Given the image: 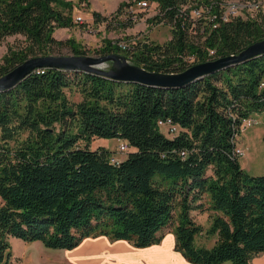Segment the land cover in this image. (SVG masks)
I'll return each mask as SVG.
<instances>
[{
    "label": "trees",
    "instance_id": "obj_1",
    "mask_svg": "<svg viewBox=\"0 0 264 264\" xmlns=\"http://www.w3.org/2000/svg\"><path fill=\"white\" fill-rule=\"evenodd\" d=\"M81 1L0 0V43L7 35L23 37L2 55L0 75L63 45L84 54L74 38L53 34L77 23L73 10ZM153 1L159 8L153 17L164 19L187 0ZM132 3L120 2L114 15ZM130 15L118 23L132 25ZM90 16L109 18L96 10ZM171 32L164 43L144 36L124 49L107 39L97 50L123 49L146 69L176 72L187 67L186 53L202 59L214 48L222 56L264 38V20L235 17L199 42L184 29ZM72 87L80 100L67 96ZM262 110L264 53L178 88L35 68L0 91V264H15L10 237L72 250L103 234L146 248L160 242L165 227L189 263L249 264L264 252V173L242 168L235 137L242 119ZM166 117L177 124L175 134L161 130L158 119ZM94 137H119L131 149L115 163L105 146H89ZM204 197L214 210L205 230L216 235L211 246L195 241L203 228L190 214Z\"/></svg>",
    "mask_w": 264,
    "mask_h": 264
},
{
    "label": "rangeland",
    "instance_id": "obj_2",
    "mask_svg": "<svg viewBox=\"0 0 264 264\" xmlns=\"http://www.w3.org/2000/svg\"><path fill=\"white\" fill-rule=\"evenodd\" d=\"M115 10L107 14L108 20L95 22L91 19L88 7L84 3H79L74 8L73 14L75 16L80 15L81 20L70 27H57L53 34L61 39L74 38L76 46L79 45L84 49V54L90 55L103 54L97 48L102 45L103 40L107 39H111L115 44H120L147 36L153 42L164 43L172 36L170 25L164 20L153 17L159 12L156 2H151L146 8L135 6L134 10L138 17L129 26H122L118 23L124 17L120 14L114 15ZM22 38L21 34L5 36L0 43V60L7 47L10 44L20 43ZM194 40L199 41V39ZM58 50L55 54L73 53L69 45H63ZM117 52L124 54L123 49ZM128 60L130 59L128 58ZM65 91L71 100L78 101L82 97L74 87L66 88ZM246 121L250 123L246 124L245 128L235 137L236 146L244 150V153L239 155L238 160L246 172L250 174L264 173V110L251 113ZM160 127L163 132H166L164 125ZM25 135L26 131L21 132L20 138ZM122 141L125 140L119 137H94L89 140L88 144L92 148L103 145L111 150L112 155L123 158L131 147L120 150L119 143ZM84 142V139L78 140L79 144H84ZM202 204V207L190 210L193 219L203 228L200 233L196 234L195 241L211 246L216 240V235H209L205 230L210 224L214 210L210 208L207 197L203 198ZM170 230V227L163 228L164 236L168 234V237L160 244L145 249L135 248L136 246L134 247L128 241L130 248L124 247L123 252L114 244L115 240L106 235L103 237V234L89 236V239L72 250L47 247L38 240L25 241L17 237H10V243L15 264H175L176 258L174 259V257L179 252L174 249V234ZM110 252L113 254H109ZM106 253L108 256L105 255ZM147 253L148 256L145 255ZM252 260L249 264H253Z\"/></svg>",
    "mask_w": 264,
    "mask_h": 264
},
{
    "label": "water",
    "instance_id": "obj_3",
    "mask_svg": "<svg viewBox=\"0 0 264 264\" xmlns=\"http://www.w3.org/2000/svg\"><path fill=\"white\" fill-rule=\"evenodd\" d=\"M264 53V38L249 43L234 54L218 56L187 66L180 71L149 70L128 60L125 54L111 51L100 55L90 54H44L30 56L0 75V91L14 87L35 68L56 67L64 70L91 72L126 82H137L148 86L178 88L224 69L230 64L243 62ZM264 139V136H263Z\"/></svg>",
    "mask_w": 264,
    "mask_h": 264
},
{
    "label": "built area",
    "instance_id": "obj_4",
    "mask_svg": "<svg viewBox=\"0 0 264 264\" xmlns=\"http://www.w3.org/2000/svg\"><path fill=\"white\" fill-rule=\"evenodd\" d=\"M151 2L154 1L134 0V3L126 6L120 15H123L125 18L126 15L130 13V17L135 20L138 17V14L135 12L134 7L146 8ZM235 17L264 20V0H187L186 2L181 3L176 8L175 12L161 20H164L169 24L171 29L173 27L184 29L191 40L199 39V41H201L209 34L212 28H215L221 23L227 22ZM75 20L78 22L81 20V16L76 15ZM177 22L179 26L176 25ZM134 40L136 39H131L130 42H121L119 46L128 49ZM201 57L202 55H200L199 52H189L183 56L187 66L199 61L214 59L218 56L215 55L214 48H207L203 54L204 58L200 59ZM246 118L247 117L242 119L239 132L245 128L246 124L250 123L249 121H246ZM158 124L160 126L164 125L168 134H175L178 130L177 124L169 117L158 119ZM127 148L128 143L126 141L119 143L120 150H126ZM235 152L242 155L244 150L235 146ZM110 160L118 163L121 158L112 155Z\"/></svg>",
    "mask_w": 264,
    "mask_h": 264
},
{
    "label": "crops",
    "instance_id": "obj_5",
    "mask_svg": "<svg viewBox=\"0 0 264 264\" xmlns=\"http://www.w3.org/2000/svg\"><path fill=\"white\" fill-rule=\"evenodd\" d=\"M73 1H76V0H73ZM122 1H124V0H82L81 3H84L88 7V11L89 12H91V10H96V11H99L101 14L107 15V14L113 12L118 7L120 2H122ZM172 236H173V234H172ZM103 237H106V236L103 235ZM167 237H168V234L166 235L165 238H167ZM163 238H164V236H163ZM163 238L160 240V242L163 240ZM115 240H117V239H115ZM160 242H158V243L160 244ZM158 243H153L151 245H157ZM114 244L117 245V247L120 248V250L122 252H123V249L130 248L129 242L127 240H125V239H118V241H116ZM137 248H142V247H137ZM148 248L149 247H146L145 249H148ZM109 254H113V252H110ZM105 255L108 256L107 253ZM145 255L148 256V253L145 254ZM175 255H177L176 257H174V259L176 258L174 260L175 264H177V263L178 264H187V263L188 264H192V263H189L180 253L179 254H175ZM117 257H119V256L117 255ZM160 257L161 256L159 255V258ZM156 258H158V257H156ZM252 259L251 260H252L253 264H264V252L260 253L259 255L254 256ZM250 263H251V261H250Z\"/></svg>",
    "mask_w": 264,
    "mask_h": 264
}]
</instances>
